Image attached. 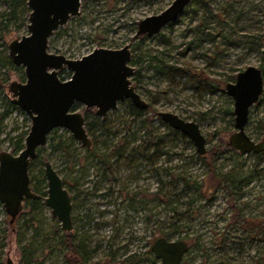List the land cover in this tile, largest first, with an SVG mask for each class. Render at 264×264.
<instances>
[{"label": "rangeland", "instance_id": "rangeland-1", "mask_svg": "<svg viewBox=\"0 0 264 264\" xmlns=\"http://www.w3.org/2000/svg\"><path fill=\"white\" fill-rule=\"evenodd\" d=\"M173 1L82 0V15L72 18L66 27L55 32L50 39L49 51L77 59L95 48H121L127 44L133 47L135 43H141V49L149 55L160 56L176 67L200 74L204 80L219 87L218 90L199 93L188 76L177 75L172 82L169 77L149 70L150 59L146 57L142 67H138L142 80L134 85L155 110L142 116L151 122L147 128H155L163 134L171 130L156 115L159 111L173 112L196 121L207 138L206 154L200 155L187 138L182 142L167 143L166 153L151 165L143 160L136 162L139 163L137 166L124 159L118 160L113 153L116 145H123L121 138L128 135L131 147L138 141L131 139L129 133L136 132L139 139L148 129L130 115L128 102L119 104L105 118H99L94 107L86 108L78 103L75 108L84 113L88 122H104L110 134L97 129L88 131L94 142L89 150L80 141L72 139L69 130L54 129L34 163L31 175L40 177L39 170H44V162L49 160L63 179L77 178L75 191L80 190L81 195L89 196L84 212L89 213L90 220L104 225L99 232L91 230L89 264H122L131 253L144 256L150 243L162 236L160 228L173 215L182 217L184 228L172 239L185 238L191 245L184 264H258L264 255V157L260 160L254 153L241 154L229 145L236 128L234 113L227 112L233 104H230L232 98L225 87L250 65L264 69V0H207V5L191 0L176 23L150 38H136L137 23L146 16L161 12ZM9 6V0H0V81H3L0 87V152H14L17 140L26 137L32 123L23 110L17 105L12 106L10 85L13 81H23L25 71L22 66L10 64L7 58L9 42L29 34L30 9L26 3L13 17L9 14ZM212 36L214 41L210 40ZM59 75L66 80L72 73L64 70ZM7 108L10 111L8 116L2 117L1 113ZM263 119L264 89L260 100L251 108L246 128L255 140L262 138L263 134L258 132ZM60 139L70 152L88 156L82 165L71 161L74 156L54 151L52 144ZM214 149L218 155L212 158L210 154ZM93 150L109 157L113 167L137 168V181L128 187L137 193V201L142 202V206L137 205L136 218L128 219V222L124 219L126 212H130L125 207V198L129 195L121 193L124 189L122 183L101 180L99 175L103 165L92 159ZM230 167L242 169L245 174L255 169L253 180L241 190L242 194H230L211 180L210 168L220 172ZM178 176L195 180L202 187L185 191L182 184L178 185L174 190L178 197L171 204L167 199L155 198L154 193L160 187L166 191L172 189L171 182ZM109 189L110 196H101ZM148 199L152 200L147 202ZM147 206L151 207L152 214L146 212ZM56 224L60 226L58 239L64 240L67 232L46 205L39 212H30L24 206L13 223L2 205L0 264H8L9 259L12 264H23L22 245L29 242L33 243L34 250L32 264H68L69 251L65 246L57 244L55 248L57 238L51 236V240H47L44 237L46 233L52 235ZM37 230L42 234L37 235ZM126 243H130L128 249ZM145 257L138 264H151Z\"/></svg>", "mask_w": 264, "mask_h": 264}, {"label": "water", "instance_id": "water-1", "mask_svg": "<svg viewBox=\"0 0 264 264\" xmlns=\"http://www.w3.org/2000/svg\"><path fill=\"white\" fill-rule=\"evenodd\" d=\"M190 2L174 0L161 12L146 16L139 21L136 34H158L167 25L176 23ZM27 5L29 34L12 39L8 44L9 57L16 66L24 68L26 81H13L9 89L13 103L32 123L20 152H0V202L11 216V223L28 200L39 197L32 187L30 167L38 156V149L46 146L54 129L65 128L84 147L92 145L85 115L75 108L77 103L86 108L94 107L102 117L127 99L140 109L148 108L133 84L137 68L131 64L128 44L121 48H95L77 59L49 51L55 32L66 27L72 18L82 15V0H27ZM262 53L264 55V44ZM64 70L71 71L69 79L60 77L59 73ZM225 88L233 99L236 128L229 145L241 154L264 152V136L255 140L246 130L251 108L263 93L264 69L250 65ZM157 115L172 129L191 139L200 155L206 154L207 138L199 123L169 111H159ZM44 166L47 181L44 203L63 231L68 232L73 227L71 195L51 161H45ZM189 248L185 240L165 236L158 237L152 245L154 257L162 264H181ZM8 264H12L10 259Z\"/></svg>", "mask_w": 264, "mask_h": 264}, {"label": "trees", "instance_id": "trees-1", "mask_svg": "<svg viewBox=\"0 0 264 264\" xmlns=\"http://www.w3.org/2000/svg\"><path fill=\"white\" fill-rule=\"evenodd\" d=\"M196 1V0H194ZM200 1L201 3L207 5V0H197ZM10 6H9V14L13 15V17H16L19 9L21 6L25 5L27 3V0H9ZM214 36L210 38V40L214 41ZM137 49H139V53H135L132 56L131 64L134 66L142 67L143 62H145L146 57H149L150 61L148 62V69L153 70L155 74H158L159 76H167L171 79L172 82H175V76L181 75V76H188L192 80V84H194L195 89L197 92H215L218 90L219 87L213 86V84H210V82H207L206 80L203 79V77L200 74L193 73L191 69L188 68H182V67H176L173 64L168 63L165 59H163L160 56H153L149 55L148 52L141 50L140 43L136 45ZM9 63L11 64L12 61L9 59L10 57L7 56ZM156 61V63H155ZM63 80H65V77L62 75L60 76ZM133 80L135 82H141L142 80V74L141 71H138ZM3 81H0V87L2 85ZM217 86V85H216ZM128 111L130 115L138 122L140 126L146 127V133L143 138H136V132H131L129 133L131 139H137L138 143H134L133 146L130 147L131 141H128V135H124L121 140L123 141V145H116L115 146V151L114 155L118 160H126L129 162V164H133L136 162H139L141 160L145 161L148 165L152 164L155 162V160H158L161 158L162 155L166 153L164 150L167 143L169 142H182L183 140L187 139L188 137L184 135L183 133L179 132L178 130L172 129L168 124L164 123L170 131L168 133H161L158 132L155 128L149 129L147 128L149 124L151 123L147 118L143 119L142 116L145 112H155L153 107L149 104L148 110L146 111H141L140 109L136 108L131 102H128ZM78 104V103H77ZM75 105V107L77 106ZM230 104H233V100H230ZM12 106L15 107L16 105L12 103ZM9 108L5 109L3 113H1L2 117H7L9 114ZM227 112L230 115H233V107L230 106L227 109ZM157 115V114H156ZM158 116V115H157ZM161 120V119H160ZM87 126L89 127L88 130L92 131L93 129L101 130V132L110 134L109 129L107 125L102 122V123H96V122H88ZM260 130L259 134L264 136V119L260 121ZM27 134V133H26ZM27 136V135H26ZM25 136L19 137V139L16 142V145L14 147V152L13 153H18L24 148V141H25ZM50 137H48L49 139ZM72 139H75L73 136L71 137ZM54 140V137H52ZM191 142V141H190ZM52 147L54 151H62L64 153L70 154L74 156L71 161L78 165H82L84 163V160L88 158V156H81V155H76L73 152H70L68 149V146L64 144V142L60 139L57 143H53ZM44 147L38 149V156L37 158L32 162L30 167V175H31V170L33 168L34 163L39 159ZM89 149V148H88ZM90 150V149H89ZM168 153V151H167ZM257 155L260 160L263 159L264 157V152L261 153H254ZM212 158H214L216 155H218V152L216 150H211ZM92 159H96L101 165H103L101 171H102V176L101 178L104 179L105 177V172L109 170L111 167H113V163L110 162V158L106 157L104 154L100 153L99 151L93 150L91 155ZM204 161H206L204 159ZM45 163V162H44ZM139 163H136V166L139 165ZM211 172L213 173V176L211 178L212 181L217 182V186L224 187L227 189V191L231 193L238 192L240 194L241 190L248 186L250 182L253 180L254 177V172L255 169L252 170L249 173H246L242 171V169H238L237 167H230L226 171H220L218 172L217 169L215 168H210ZM39 174L41 175L40 177H32V186L35 191V193L38 194V198L36 199H31L28 200L25 203V206L30 209V212H39L43 211L45 207L44 203V198L47 196V181L45 177V172L43 169L39 170ZM63 178V177H62ZM64 184L67 188H71V185L74 187L78 184L77 178H72V180H69L67 178L63 179ZM72 182V183H71ZM183 185V188L185 191H196L197 189L201 188L202 186L199 185L195 180L187 179L186 177H179L173 179L171 182L172 189L167 190L164 189V187H160L157 191H155L154 196L155 198L159 199H167L168 203H172L174 198H177V193L174 191L175 188H178V185ZM2 207V204L0 202V208ZM180 215H173L170 216L168 219V222H166L164 227L160 228V232L162 236L167 237L168 239H172V237L176 236L177 234H181L184 228V224L182 223ZM34 220V219H33ZM27 222H30L28 220ZM32 222V221H31ZM60 226L56 224V229L52 233H46L44 236L45 239L51 240V236H54L56 240V244L53 246L56 248L59 244H63L65 248L69 251V248H72V257H68L69 264H85L84 260L86 257H88L89 251L87 250V245L85 242L82 240H79L76 245L74 244H69L68 238H67V233L64 235V240H60L59 238V231ZM263 231H264V224H263ZM42 233L37 230V235H40ZM53 238V239H54ZM63 238V237H62ZM32 242H29L28 244H23L22 245V256H23V264H32L34 260V250L32 249ZM58 244V245H57ZM57 245V246H56ZM52 247H50L51 249ZM53 249V248H52ZM51 249V251H52ZM67 260V257H66ZM153 263H158L157 259L153 257ZM258 264H264V255L262 259H260V262Z\"/></svg>", "mask_w": 264, "mask_h": 264}, {"label": "flooded vegetation", "instance_id": "flooded-vegetation-1", "mask_svg": "<svg viewBox=\"0 0 264 264\" xmlns=\"http://www.w3.org/2000/svg\"><path fill=\"white\" fill-rule=\"evenodd\" d=\"M138 24H139V22L137 23V29H138ZM172 24L173 23H171V24H169L167 26H170ZM150 37H152V36H148V35H137L136 34V38H140V39L150 38ZM262 40L264 42V36H263ZM137 44L138 43H135L133 45V47H131L128 44L129 47H130V49H131L132 56L135 53L137 54V53L140 52L139 49H137V47H136ZM140 46L142 47V44L141 43H140ZM135 67L137 68V71H136V73H137L138 72V66H135ZM133 78H132V80H133ZM25 81H26V77L21 82H25ZM134 82L135 81L133 80V84H134ZM135 88H136V86H135ZM136 90H137V88H136ZM127 102H131V101L127 99L125 101L119 102V104H123V103H127ZM119 104H118V106H119ZM118 106H117V108H118ZM148 107H149V103H148ZM136 108H138V107H136ZM138 109H140V108H138ZM140 110L141 111H146V110H148V108H146V109H140ZM108 113H107V115H108ZM105 117L99 116V118H105ZM85 119H86V128H87V131H89L88 130V126H87L88 121H87L86 116H85ZM89 136H90V134H89ZM90 138H91V136H90ZM91 140H92V138H91ZM93 144H94V142L92 140V145ZM92 145L90 147H86V148H91ZM140 168L142 169V167H140ZM136 170H137L136 167H111L109 170H107L105 172L104 179L101 178L103 169L101 171V174L99 175V177L101 178V180H104L105 182L106 181H114V182H117V183H120V184L122 183V185L124 186V189L121 190V193L127 192V194L129 195L128 197L125 198V200H126V204H125L126 211H130L129 213H127L125 211L126 212V215H125L124 219L127 222L131 218H134V217L136 218L137 213L139 212L137 210V205L139 204L140 206H142L141 205L142 202L141 201H137V195H136L137 193L133 192V190H131V189L128 190V187H132L133 183H136V181H137L138 176H137V171ZM31 183H32V179H31ZM67 189L69 190V193L71 195V202H72L71 217H72V224H73L72 229L67 232L68 242H69V244H73V245L74 244L76 245V243H78L79 240H82L83 242H85V244L87 245V250L89 251V254H88V257H86L85 259H82V260H84V263L85 264H89V262H87V261L90 260V257H91L92 250H90V245H91V242H92L91 237L93 236V233H92L91 230L96 229L99 232L104 225H101V223H99L98 221L95 222L94 220H90L89 219V217H90L89 216V213L84 212L85 208L87 207V202H88L87 200H88L89 196H83V195H81L80 190H78V192L75 191L76 188L73 185H71V188H67ZM131 193H133V194H131ZM110 195H111V189L108 190V193H106V195L104 194V195H101V196H110ZM151 200L152 199H148L147 202H149ZM24 206H25V204H24ZM148 211H150L149 213L152 214L151 207L149 208L147 206L146 207V212L148 213ZM141 212L142 211H140V213ZM119 220L120 219H117V222H119ZM122 227H123V225H122ZM122 227L120 229H122ZM150 227L152 228V226H150ZM118 231H120V230H118ZM180 239L185 240L189 244V242L185 238H180ZM130 240H133V239H130ZM130 242H132V241H130ZM153 243L154 242H151L150 243L149 251H147L145 253V255H144V256H147V257H145V259L146 260H149L151 262V264L153 263V257H154V254H153V251H152V245H153ZM129 244L130 243H126V245H125V247H127V249H128ZM189 247H190L189 248V251H190V249H191V245L190 244H189ZM189 251H188V253H189ZM149 254H150V257H148ZM187 254L183 257V260H182L181 264H184V261H185V258L187 256ZM72 256H73V254H72V248H69V257H72ZM144 256H142L141 253H139V255H137V253H131L128 256L125 257V259L122 262V264H138V263H141V261L144 258ZM157 261H158L159 264H162L160 260L157 259ZM68 264H69V262H68ZM108 264H112V263H108Z\"/></svg>", "mask_w": 264, "mask_h": 264}]
</instances>
